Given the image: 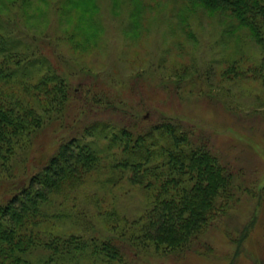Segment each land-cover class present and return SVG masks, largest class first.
I'll use <instances>...</instances> for the list:
<instances>
[{
  "label": "rangeland",
  "instance_id": "1",
  "mask_svg": "<svg viewBox=\"0 0 264 264\" xmlns=\"http://www.w3.org/2000/svg\"><path fill=\"white\" fill-rule=\"evenodd\" d=\"M81 4L32 0L23 15L14 10L28 42L39 39L66 79L70 99L65 114L19 158L16 174L0 182V196L9 197L62 143L95 122L142 132L178 119L208 139L239 174L232 207L191 251L161 256L143 247L136 253L118 239L125 263L112 264H264V87L256 74L230 72L236 61L239 74L259 69L264 47L247 29L234 34L225 14L182 1L96 0V29L81 22ZM94 31L97 41L90 38ZM114 182L93 174L68 199L58 196L50 210L64 216L53 221L56 231L111 239L117 233L110 228L119 224V230L121 217L134 220L144 213L148 198L142 189L125 179ZM73 264L109 263L89 258Z\"/></svg>",
  "mask_w": 264,
  "mask_h": 264
},
{
  "label": "trees",
  "instance_id": "2",
  "mask_svg": "<svg viewBox=\"0 0 264 264\" xmlns=\"http://www.w3.org/2000/svg\"><path fill=\"white\" fill-rule=\"evenodd\" d=\"M174 1L225 14L234 34L247 29L264 47V0ZM66 2H82L77 11L81 22L96 26V0ZM30 3L0 0L1 183L16 174L19 158L65 114L70 99L66 79L38 45L39 39L28 42V32L12 18L14 10L21 16ZM96 31L90 37L93 41ZM236 62L231 73L245 78L256 74L264 87V54L259 69L242 74ZM195 135L174 118L142 132L95 122L80 137L62 143L24 184L12 187L9 197L0 196V264H73L89 258L125 263L122 248L114 242L118 239L136 253L143 247L161 256L191 251L202 243L217 216L230 210L240 178L208 139ZM93 174L108 176L110 183L125 179L142 189L148 198L144 213L134 220L121 217L120 231L119 224L110 228L117 233L111 239L56 231L53 221L64 216L50 211L55 200L68 199Z\"/></svg>",
  "mask_w": 264,
  "mask_h": 264
}]
</instances>
